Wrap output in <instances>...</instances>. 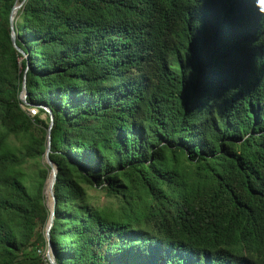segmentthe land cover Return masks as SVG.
Returning a JSON list of instances; mask_svg holds the SVG:
<instances>
[{
	"label": "trees",
	"instance_id": "1",
	"mask_svg": "<svg viewBox=\"0 0 264 264\" xmlns=\"http://www.w3.org/2000/svg\"><path fill=\"white\" fill-rule=\"evenodd\" d=\"M16 1L0 0V264H49L44 107L58 264H264V0H26V55Z\"/></svg>",
	"mask_w": 264,
	"mask_h": 264
},
{
	"label": "water",
	"instance_id": "2",
	"mask_svg": "<svg viewBox=\"0 0 264 264\" xmlns=\"http://www.w3.org/2000/svg\"><path fill=\"white\" fill-rule=\"evenodd\" d=\"M26 0H23L22 2L19 3V0L16 1L15 6L13 7L12 13H11V24H12V41L13 44L15 46V48L22 53L23 55H26L24 53V51L22 49H20L17 44H16V31L14 30V20L16 18V15L18 13V11L24 6ZM27 96H28V92H27V81H26V77L24 79V87H23V93H22V101L24 103V105H28V101H27ZM45 111L47 112L49 118H50V127L48 130V135H47V149H46V153L44 156V162L50 167L51 169V174L50 177L48 179V181L46 182V186L44 189V194L46 197V201H47V205L51 211V215L47 224V228H46V232H45V236H46V241H47V250H46V259L48 260L49 264H58L55 258V254H54V250H53V245L51 242V230L54 226V220H55V215H56V207H57V197L55 194V184L57 181V177H58V167L56 164H54V162L51 160L50 154L52 152V128L54 126V116L52 111L47 108L44 107ZM52 180L51 182V186H50V197H51V204L49 202L50 197L47 194V186H48V182L49 180Z\"/></svg>",
	"mask_w": 264,
	"mask_h": 264
},
{
	"label": "rangeland",
	"instance_id": "3",
	"mask_svg": "<svg viewBox=\"0 0 264 264\" xmlns=\"http://www.w3.org/2000/svg\"><path fill=\"white\" fill-rule=\"evenodd\" d=\"M41 117H43V118L45 119V118H46V115L43 114V115H41ZM42 163H45L44 160H42ZM28 165L31 166V170H34V169H35V165H34V164L30 163V164H28ZM27 167H28V166H27ZM105 201H106V199H105V198H102V199L100 200V203L103 204V203H105ZM40 250H41L40 255H44L46 251L44 252L42 249H40Z\"/></svg>",
	"mask_w": 264,
	"mask_h": 264
},
{
	"label": "built area",
	"instance_id": "4",
	"mask_svg": "<svg viewBox=\"0 0 264 264\" xmlns=\"http://www.w3.org/2000/svg\"><path fill=\"white\" fill-rule=\"evenodd\" d=\"M27 111H28L29 115L32 116V117L37 115V113H38V109L36 107H34V106L28 107ZM39 253H41V250H39ZM44 255L46 257V252H45Z\"/></svg>",
	"mask_w": 264,
	"mask_h": 264
},
{
	"label": "bare ground",
	"instance_id": "5",
	"mask_svg": "<svg viewBox=\"0 0 264 264\" xmlns=\"http://www.w3.org/2000/svg\"><path fill=\"white\" fill-rule=\"evenodd\" d=\"M51 182H52V180L50 179L49 182H48V188H49V189H50V186H51ZM47 194H48V196L50 197V191H47ZM49 202H50V204H51V199H49Z\"/></svg>",
	"mask_w": 264,
	"mask_h": 264
},
{
	"label": "clouds",
	"instance_id": "6",
	"mask_svg": "<svg viewBox=\"0 0 264 264\" xmlns=\"http://www.w3.org/2000/svg\"><path fill=\"white\" fill-rule=\"evenodd\" d=\"M47 250V249H46Z\"/></svg>",
	"mask_w": 264,
	"mask_h": 264
}]
</instances>
